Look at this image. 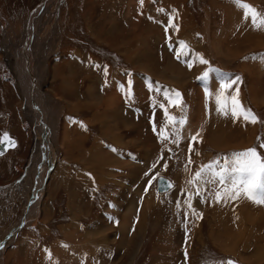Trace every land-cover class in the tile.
I'll return each instance as SVG.
<instances>
[{
	"label": "rangeland",
	"instance_id": "374dc122",
	"mask_svg": "<svg viewBox=\"0 0 264 264\" xmlns=\"http://www.w3.org/2000/svg\"><path fill=\"white\" fill-rule=\"evenodd\" d=\"M44 1L0 0V136L6 131L16 142L0 154V246H5L0 264H15L16 259L20 264H52L45 256L48 250L43 248H52L54 241L62 247L58 264H264V193L259 188L256 201L250 200L244 189L249 182L251 189L256 187L253 177L247 178L246 147L255 145L263 135L262 124L251 123L249 115L255 106L264 117V0H52L50 16L42 19L46 24L42 35H53L51 46L57 48L53 53L54 74L46 83L52 96L43 103L46 106L42 110L46 116L54 110L58 118L56 129L49 131L50 139L44 137L39 144L46 151L45 158L52 154L48 161L50 174L43 202L32 210L29 174L37 163L36 138L32 123L25 116V102L4 54V47L8 46L3 41L13 25L21 29L24 20ZM143 8L147 14L141 17L143 27L148 25L145 29L151 32L145 33L140 28L142 23L132 24L137 17L140 20ZM168 8L173 10L169 15L165 14ZM177 11L182 15H177ZM55 22L58 32L54 34ZM129 32L134 36L126 42ZM121 41L127 46V54L138 53L130 58L132 63L126 61L124 49L117 47L123 46ZM162 67H169L168 75L180 80L168 84L160 72L154 73ZM215 70H222L223 75H215ZM61 75L71 76L76 87L62 88ZM226 89L233 94L227 92L222 97ZM239 92L243 99L237 95ZM104 96H116L113 109L108 110L111 100ZM86 101L90 104L81 105ZM235 110L237 120L234 118L233 122L228 112ZM63 111L75 115L64 118ZM103 111L108 117L111 112L115 119L108 128L103 124L104 116L99 115ZM95 116L98 118L92 121ZM122 118L130 125L137 123L136 131L124 128ZM72 119L75 122L68 123ZM94 125L103 133L113 134L116 141L120 132L128 133L126 138H134L135 143L142 140L143 134L150 140L149 145L138 142L141 150L129 147L131 154L124 150L122 155V150H117L114 155L108 149L116 148L100 142L102 148L98 152L105 156H95L90 161L95 167L86 168L88 172L82 173L85 178L81 176L77 183L87 189L82 192L84 199L78 194L70 195L71 190L75 192L74 175L82 166L72 156L78 165L72 167L71 176L72 168L63 177L71 179L69 196L59 193L52 197L60 155L79 151L84 140L88 145L90 138H85ZM215 125L219 129L213 128ZM68 127L74 130L76 143L80 142L79 150L64 148L60 142L61 133ZM43 131L46 133V129ZM90 154L93 156L91 151ZM124 155L118 173L131 177L109 180L107 176L113 172L114 164L119 163L116 159ZM186 159L195 163L193 175L197 170L201 173L200 186L191 183L197 187L195 192L187 181ZM40 165L41 160L39 171ZM232 169L239 171L236 182L243 191L237 193L238 188H231L234 199L229 185L225 187L217 174ZM161 175L174 183L164 193L156 188V179ZM63 178L58 186L64 184ZM229 184L235 185L233 181ZM88 203L90 216H84ZM74 214L80 216L76 218ZM80 221L85 224L79 228ZM23 222L25 225L17 231ZM75 222L76 234L70 225H60ZM103 225L108 227L103 235L97 233L100 236L96 239L93 234L97 230L93 231V227ZM15 226V234L10 236L9 231ZM24 242L29 244L28 254L21 256Z\"/></svg>",
	"mask_w": 264,
	"mask_h": 264
},
{
	"label": "bare ground",
	"instance_id": "6f19581e",
	"mask_svg": "<svg viewBox=\"0 0 264 264\" xmlns=\"http://www.w3.org/2000/svg\"><path fill=\"white\" fill-rule=\"evenodd\" d=\"M51 1L52 0H46V2L44 1V3H42L41 5H39L36 9H34V11L31 13L30 17H28V18H26L24 20L23 27H22L23 29L22 28L19 29V27H15V25H13L14 28H12V29H10L8 31V37L6 36V39L3 41L8 46V48H5L4 47V49H5L4 54L7 57L8 62H9V65L11 66V69H12V71L14 73L15 78H16L17 88L20 91L22 98L24 99V102H25V106H24L25 116L28 117L29 121L32 123L33 129H34L35 138H36V142L35 143H36L37 148H38V150L36 148V151H35L37 153V156H36L37 163L35 164L34 168L32 169L31 173L29 174V181H30V186L29 187H30V196H31V198L29 197L30 202H31L29 208H31L32 210H35L36 208H38L39 206H41V201H42V197H43L42 195H44V193H45L44 190L46 188L47 180H48V177H49L48 175L50 174L49 173V166L50 165L48 166V161L51 158V155L52 154L50 155V157H46L45 158L44 156H45V152L46 151L41 146H39V144L42 142V140H43L44 137H46V140H49L50 139L49 138V131L52 130L51 132H53V130L56 129V122H57V118H58V115L54 116V114H56L55 113L56 111L50 110V114L51 115L48 113V116H46V115H44V112H43V111H45V109L42 110V108L46 106V105L43 106V103H46L47 101L49 102V99H51V96H52L51 89H48L46 87V83H47L48 77L50 75L54 74L55 66H53V62H54L53 61V59H54L53 53H54V49L57 48V47H55V45H54L55 48H53V46H51L52 44H51V41L50 40L52 39L53 35H51L50 38L47 37V36H43L42 35V33L46 31L45 27H43L44 22H43L42 19H43V17H45V18L47 17L48 18V16H50V11L51 10H50V7L49 6L51 5L50 4ZM247 9H249V10L251 9L249 7V5H247ZM252 13H254V12L252 11ZM141 20L143 21V19H141ZM49 21H50V19H46V22H49ZM57 24L58 23L55 22V25L52 26L54 28V30H52V32H54V34L56 32H58V28H57L58 25ZM45 25L46 24H44V26ZM142 27H143V25H142ZM28 34H30V36ZM12 35H15V37H11ZM126 35H127L126 36L127 37L126 38V42H127L130 39L132 33L129 32ZM133 36H134V34L132 35V38H133ZM47 43H48V46H47ZM115 43H117V42H115ZM121 43H122V41H121ZM188 43H189V41H188ZM178 45H180V43ZM45 46H46V49H43ZM125 46H126L125 43L123 44V46H121V44H118L117 45V47L123 48V49L125 48ZM128 48H131V46H128ZM127 51L128 50H126V49L123 50V53H124V55L126 57V61L132 63V61L130 60V58L137 57L138 53L131 54L130 52H128V54H127ZM134 51H136V50H134ZM182 54H183V52L181 53V55ZM183 56H184V54H183ZM168 68L167 67H162L156 73H159L160 72L164 77H166L168 79V84L171 83V82H174L176 80H180L176 75H168L169 74L168 72H170V71H167V70H169ZM59 74H60V72H59ZM171 74H173V73H171ZM60 77H62V88H67V87H71V86H73V88H74L75 85H74V82L71 81V79H72V78H70L71 76L70 77H66L64 75L63 76L61 75ZM66 90H68V89H66ZM135 93H137V92H135ZM126 94H128V93H126ZM122 95L124 96L123 93H122ZM132 96H130V97H132ZM106 97L109 98V102L111 100V103H108L109 104L108 105V110H109V108L113 109L112 108V105H114L113 104V101H117V100H115L116 99V96H114L112 99L110 98V96H106ZM106 97H105V99H106ZM133 97L136 98V96H133ZM88 103H89V101L88 102L86 101V102L82 103L81 105L86 106V105H89L90 104V103L89 104ZM38 107H40V108H38ZM51 108H53V107H51ZM123 109H124V107H123ZM103 113H104V111L102 113H99V115L104 116L105 120H104L103 124H104L105 127L108 128V126L111 125L110 122L112 120H115V119L112 117L111 112L108 111V113H110L109 114L110 117L103 115ZM128 113L130 115H133L134 116L133 112L128 111ZM196 113H198V112H196ZM96 118H98V117L97 116L92 117V121H94ZM100 118L102 119V117H100ZM232 119H234V118H232ZM67 121H70V120H67ZM76 121H78V120H76ZM223 121H224V119H223ZM74 122L75 121L68 122V123H74ZM228 122H230V117H229V121ZM120 123H121V125L124 128H129L130 127V128H133L134 131H136V129H137V126H136L137 123H133L132 125H130L131 122H129L128 120L126 121L125 119L123 120V118L120 120ZM76 125L77 124H75V127H76ZM217 127L218 126L215 125L213 128H217ZM45 129H46V131H45L46 133L43 134V132H44L43 130H45ZM217 129H219V128H217ZM191 131H194V130H191ZM228 131H229V129H228ZM66 132L68 133V135L70 134L69 127H68V130ZM73 132H74V130H73ZM79 133H80V131H79ZM41 134H42V136H41ZM63 136H60L61 137V141L60 142L63 143V144H65V142H67V140L65 141L64 139H66V138H64ZM68 137H70V136H68ZM58 138H57V140H58ZM123 139L125 141H127L126 143H132V145L135 144L136 146L138 145V142L137 143L132 142L134 138H126V137H123ZM71 141H72V139H71ZM219 142H222V141H219ZM222 144H225V146H226V143L223 142ZM44 145H45V143H44ZM77 146H78V144H77ZM53 148H54V146H53ZM101 148H102V145H101L100 141L99 140L96 141L94 143V146H93V151L96 152V153H98V151ZM77 150H79V148H77ZM5 152H3V153H5ZM35 152H34V154H35ZM3 153H0V154H3ZM86 153H88V151H86ZM88 155H89V153H88ZM40 160H41V165H40V171H39V161ZM89 160H90V158H89ZM91 167H92V165H91ZM86 171H87V169H85L84 171H82L80 173V175L78 177V180L80 179L81 176H83L85 178V176H84L85 173L84 174H82V173L83 172H86ZM161 176H164V175H161ZM105 177H106V175H105ZM164 177H166V176H164ZM166 178H168V177H166ZM69 180H67V181H69ZM78 180H77V183H78ZM173 185H174V183L171 180V185H170V187L167 190H164V191H159L158 189L157 190L160 193H164V192L169 191L172 188ZM156 188H157V179H156ZM16 228H17V226H15L14 229L11 230V231L13 232ZM4 249H5V246L4 245L3 246H0V256L2 255ZM119 249H121V248H119Z\"/></svg>",
	"mask_w": 264,
	"mask_h": 264
},
{
	"label": "crops",
	"instance_id": "0c3cea01",
	"mask_svg": "<svg viewBox=\"0 0 264 264\" xmlns=\"http://www.w3.org/2000/svg\"><path fill=\"white\" fill-rule=\"evenodd\" d=\"M172 6V5H171ZM172 8H173V6H172ZM152 10H150L149 12H151ZM164 11V10H163ZM173 10H170L169 8L166 10V13L165 14H168L169 15V13H171ZM140 14V18L141 17H146V11L144 10V8L141 10V12L139 13ZM178 14H180V12L179 11H177V15ZM149 15H152L151 13L149 14ZM167 15V16H168ZM180 15H182V14H180ZM161 16V15H160ZM135 16H133V17H130V18H134ZM149 17V16H148ZM142 22H144V19H143V21L140 19L139 20V18L137 17L136 18V20L135 21H133L132 22V24H135V23H138L139 25L142 23ZM145 23H146V21H145ZM148 23V22H147ZM142 25H143V23L140 25V28H142ZM237 25H239V24H237ZM145 27L148 29V26H144L143 27V29H144V31H145V33L146 32H151V31H147L146 29H145ZM153 28H154V25H153ZM239 28H237V30H238ZM124 30L125 29H122L121 31L122 32H124ZM237 30H235V32H237ZM159 38L160 39H162L163 38V34H162V37L161 36H159ZM168 43V41L165 43V44H167ZM173 54V58L175 59V60H177V58H176V56H175V54H174V52L172 53ZM146 58H148V57H146ZM263 61V60H262ZM264 62V61H263ZM174 64V63H173ZM262 65H264V64H262ZM150 68H153L152 66L150 67ZM155 69L153 68L152 69V71L151 72H153ZM216 71V70H215ZM156 72H157V70H156ZM155 72V73H156ZM223 71L221 70H219V72L218 73H221L220 75H223V73H222ZM217 73V71H216V74L215 75H217L218 74ZM223 92H224V90H223ZM221 93V94H223L222 95V97H224V96H226V93L227 92H231L230 91V89H226V91L224 92V93ZM232 93V92H231ZM233 94V93H232ZM237 94V93H236ZM241 99H243V96H242V93H240L239 92V94H237ZM105 97V96H104ZM228 97H230V95L228 96ZM232 97V96H231ZM244 103L246 104V102L244 101ZM256 105V104H255ZM254 106V105H253ZM255 107V106H254ZM250 108V115H249V121L251 122V123H255V124H262V126L261 127H263L262 128V133H263V135H264V117H262V113H260V111H258L257 109V107H255V108ZM154 112H153V114H155L156 115V108H154ZM66 112H68V111H66ZM65 112L63 111L62 112V116H64V118H66V117H74V112H69V113H65ZM229 113V115L230 116H232V118H235L236 120H237V115H236V110L234 111V113H232V112H228ZM64 114V115H63ZM167 117H170L169 115L167 116ZM231 118V119H232ZM69 120V119H68ZM74 121V120H73ZM232 121H234V119H232ZM95 123H97V122H94V124ZM98 123H100V122H98ZM100 125H102L101 123H100ZM116 125V124H115ZM70 126H72V125H70ZM154 128V125H153V127L151 128V129H153ZM190 128V123H189V127L187 128V129H189ZM67 132L66 131H63L62 133H61V136H63L64 138H66V139H64L65 141L67 140V142H65V144H64V148H65V146L67 147V149L68 148H77L78 146H77V144L79 145V143L77 142L76 143V140H78L77 139V137L75 136V133L74 132H72V129L70 128V134L68 135V133L66 134ZM121 133L122 132H120V134L119 133H117V141H116V139H115V137H114V135L113 134H108V133H103V131H102V128H98V126H96V125H94V126H92V128L90 129V134L88 135V137L87 138H85L86 140H89L88 138H90V143L88 144V145H85L84 143H85V140L82 142V148L79 150V151H77L76 152V150H75V153L74 154H71V155H66L65 153L66 152H64V153H62V155H60V158H59V160H58V169L56 170L57 171V173H56V177H54V185H55V187H54V190H52V194H53V196L52 197H57V195L60 193H66V194H68V196H69V193H68V189H69V185H71V179L69 180V178L68 177H66V179H65V182H64V184L63 185H60V186H58V183H62V178L63 177H65L66 176V174H65V172L66 171H68L69 169L71 170V168L74 166V162H76V161H74V160H72L71 158H72V156L73 157H75L74 159H77V163H80L82 166L81 167H79L80 169H79V171L76 173V175H74V177H76V181L74 182V185H73V188H75V192H74V189L73 190H71L70 191V195H73L74 197L76 196V194H78V196L81 198V199H84L83 197H82V192H83V190L85 189L84 187H79V186H77V180H78V177H79V175H80V173L82 172V171H84L86 168L87 169H89L90 170V168H91V165L90 164H92V167L95 165V163H93V162H89V161H93V160H95V159H93L95 156H97V157H104L105 156V154L103 153V152H98V153H96V152H94L93 151V149H91L94 145V143L96 142V141H100L103 145H105L106 147H109V146H111V147H113V148H116V149H111V148H109L108 150H109V152H110V154L112 153V154H114V155H116V151L117 150H122V155H123V151L124 150H126V152L127 153H130L129 151H128V149L127 148H129V147H131L133 150H138V149H140V148H138L135 144H133L132 145V143H126L127 141H125L124 139H123V137H129V134L128 133H125V134H123V135H121ZM258 133H257V130H256V135H257ZM255 135V136H256ZM263 135H261L260 134V136L257 138V142H256V144L255 145H251V146H249V147H246V150H247V153H248V157H247V159L249 160V162H248V164H247V170H246V174H247V178H249V177H253V179H254V185L253 186H256L255 188H253V189H251L252 187L250 186H248L249 184H250V182L248 183V185L246 184L245 185V187H244V189L247 191V198H249L250 200H255L256 201V197H255V193H259L260 191H257L259 188H261L262 189V192L261 193H264V137H263ZM68 136H70V137H68ZM105 137H107V138H105ZM119 137V138H118ZM141 139L142 140H138V142H139V144L140 145H144V143L146 144V145H149V139H146V138H144L143 137V134H141ZM257 137V136H256ZM256 137H254L255 139H256ZM72 139V141H71V139ZM71 141V142H70ZM94 141V142H93ZM167 142H169V143H171L170 141H167ZM76 144V145H75ZM109 145V146H108ZM163 146H164V143L162 144ZM81 146V145H80ZM92 146V147H91ZM137 147V148H136ZM172 150H173V148L174 147H170ZM67 149H66V151H67ZM82 150V151H81ZM141 150V149H140ZM86 151H88V153H89V155H88V153H86ZM90 151H92V154H93V156L90 154ZM80 152V153H79ZM15 152L13 151V158H15L16 157V154H14ZM127 153L125 154V155H127ZM131 154V153H130ZM78 155V156H77ZM84 155V156H83ZM125 155L124 156H122V157H119V158H117V160H119V163L118 164H114V168H113V172H111L110 173V176H108V177H110V179L109 180H111V178L112 177H116V178H120L121 176H127V178H130L131 176H130V174H126V173H118V171L119 170H121V168H120V166L122 165V163L120 164V162H121V160L120 159H124V157H125ZM129 155V154H128ZM139 155H141V153H140V151H139ZM70 156V157H69ZM91 156V157H90ZM152 155H150V157H151ZM68 157V158H67ZM82 157V158H81ZM93 157V158H92ZM89 158H90V160H89ZM85 159V160H84ZM144 159H145V157H144ZM82 160V161H81ZM146 161H147V159H145ZM84 161V162H83ZM159 161V160H158ZM233 161H234V157H233ZM12 162V161H11ZM85 162H86V164H88V165H85ZM191 162V160H189V159H186V167H187V174H188V183L190 184V186H191V188H193V190H194V192L196 191V189H197V187L195 186V185H193V184H191V183H195V184H197L198 186H200V180H201V173L199 172V170H197V173L195 174V175H193V166H195V163L194 164H191L190 163ZM99 163H101V162H98L97 164L99 165ZM116 163V162H115ZM214 164V163H213ZM231 164H232V162H231ZM76 165H78V164H75V166ZM84 165V166H83ZM234 167V166H233ZM91 170H92V168H91ZM73 171V168H72V170L70 171V176H71V172ZM101 173V170H99L98 171V177L101 175L100 174ZM241 173V172H240ZM213 174H214V170H211V173H210V175H212L213 176ZM218 174V177H220L221 178V181H223V182H221V183H223V185L226 187V186H228L229 185V189L230 190H228L229 191V193H231V197L234 199L235 197H236V195L234 194V191H232L231 190V188H238V191H237V193L239 192V193H243V191H242V189H240L239 187H238V185H237V182H236V178H237V175L239 176V171H237L236 170V172L232 169L231 171H229V170H222V171H219V173H217ZM205 175L206 176H208L207 175V172L205 173ZM206 176H205V178H206ZM168 177V176H167ZM214 177V176H213ZM55 178H56V180H55ZM169 178V177H168ZM67 180H69V181H67ZM172 180V179H171ZM194 180V181H193ZM72 181H73V179H72ZM116 181H118V180H116ZM230 181H233L234 183H235V185L233 184L232 185V187H231V185L229 184V182ZM248 181H249V179H248ZM119 184H120V182H118ZM204 183V182H203ZM221 183H218L219 185L221 184ZM244 183H245V181H244ZM107 183H104V185H106ZM121 185V187L122 188H124V186L122 185V184H120ZM252 185V184H251ZM173 187V186H172ZM225 187H223V189L225 190L226 188ZM70 188H71V186H70ZM81 189V190H80ZM85 190H87V189H85ZM74 192V193H73ZM220 192H222V191H220ZM229 198V202H231V200L233 201V199L232 198ZM245 197V196H244ZM54 200V199H53ZM236 204H237V202L236 203H234L233 204V206L235 207L236 206ZM70 206H71V208H73L74 209V206L72 205V204H70ZM84 207H86V208H88V212H87V214L85 213L84 214V216H90V214H88V213H90V204L88 203V204H85V206ZM233 207V208H234ZM101 208H104L103 210H105L106 209V207L104 206V204H102L101 205ZM120 211H121V209H120ZM136 211H138V209L136 208ZM71 213V212H70ZM92 213V212H91ZM106 213V212H105ZM74 216H76V218L77 217H79L80 215H75L74 214ZM103 220V219H102ZM80 224H79V228H80V226H84V224H85V222L84 221H80L79 222ZM25 225V224H24ZM23 225V226H24ZM61 226H68V225H70V230H71V232L73 233V234H76L75 233V229L73 228V227H76L78 224H77V222H75V223H72V224H70V223H62V224H60ZM22 226V227H23ZM88 226H90V223H88ZM96 226H98V225H96ZM96 226H94L93 227V231H95V229L97 230V232H94V234L93 235H96L98 232V234H102L103 235V233H104V231L106 230V229H104V228H106V227H108L107 225H103V227L102 228H96ZM65 228V227H64ZM121 228V227H120ZM103 229V230H102ZM20 230V229H19ZM61 230H64L63 228L61 229ZM83 232H85V231H83ZM101 232V233H100ZM103 232V233H102ZM100 235H96L97 237H96V239L100 236ZM79 235L77 234L75 237H78ZM90 237V236H89ZM63 240H64V238L61 240V243L63 242ZM26 242H24L23 244V248H22V252L20 253V255L21 256H26L28 253H27V249L26 248H28L29 247V244H25ZM59 243H56L55 244V241H54V245H52V248L51 247H47V246H45L44 248H43V250L46 252V250H48V253L47 254H45V256H46V259H51V263L52 264H58V258H59V256H58V252H60V253H62V247H58L59 245H58ZM22 245V244H21ZM87 245L88 246H90V241L87 243ZM129 245V244H128ZM14 253H15V251H14ZM49 255H51V256H49ZM48 257V258H47ZM21 261V260H20ZM186 262H187V260H186ZM15 264H20V262L18 263L17 262V259H16V262H15Z\"/></svg>",
	"mask_w": 264,
	"mask_h": 264
},
{
	"label": "water",
	"instance_id": "95a60500",
	"mask_svg": "<svg viewBox=\"0 0 264 264\" xmlns=\"http://www.w3.org/2000/svg\"><path fill=\"white\" fill-rule=\"evenodd\" d=\"M30 36V34H28ZM16 142L13 137L9 136L8 132H2L0 136V153L5 152L9 148H13ZM171 185L170 180L166 178H159L157 188L159 191L167 190Z\"/></svg>",
	"mask_w": 264,
	"mask_h": 264
}]
</instances>
